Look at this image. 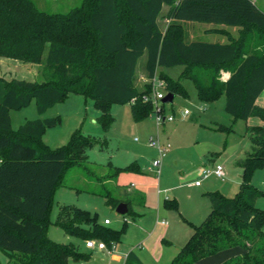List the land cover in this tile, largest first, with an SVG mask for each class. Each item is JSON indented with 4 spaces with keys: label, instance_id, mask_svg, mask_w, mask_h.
<instances>
[{
    "label": "trees",
    "instance_id": "obj_1",
    "mask_svg": "<svg viewBox=\"0 0 264 264\" xmlns=\"http://www.w3.org/2000/svg\"><path fill=\"white\" fill-rule=\"evenodd\" d=\"M165 5L169 24L163 31L158 18ZM172 19L233 25L240 32L264 30V10L252 0H81L69 13L39 9L32 0H0V56L43 63L51 76L41 82L0 77V249L10 264H69L70 259L87 257L73 242H57L46 234L48 211L54 190L64 185L66 169L85 160L93 145L101 148L107 141L77 128L66 143L51 148L41 137L58 124L57 116L28 119L12 130L9 111L35 98L40 114L77 93L91 98L104 131L114 121L112 104L129 102L138 121L153 110L152 101L141 98L151 84L148 90L135 84L137 61L144 54L148 80L159 72L173 96H187L181 80L188 78L200 101L224 95V109L234 119L253 115L261 120L247 127L251 146L236 159L241 181L235 195L205 192L210 210L198 224L188 222L193 230L169 264H193L237 246L241 251L221 264H264V208L254 203L264 192L251 181L253 170L264 168V105L256 103L264 89V53L244 50L243 37L186 42L181 25ZM171 65L183 67L176 80L159 70ZM223 71L228 76L222 80ZM166 104L162 102L163 109ZM218 128L233 130L221 124ZM111 168L105 180L124 170H139L134 161ZM93 192L104 196L109 206L119 203L108 191ZM163 204L176 209L177 200L166 198ZM55 223L70 236L100 239L110 247L121 235V230L98 222L97 212L67 203L58 206ZM123 264L144 263L129 250Z\"/></svg>",
    "mask_w": 264,
    "mask_h": 264
},
{
    "label": "rangeland",
    "instance_id": "obj_2",
    "mask_svg": "<svg viewBox=\"0 0 264 264\" xmlns=\"http://www.w3.org/2000/svg\"><path fill=\"white\" fill-rule=\"evenodd\" d=\"M37 8L48 12L69 13L77 8L81 0H32ZM264 10V0H252ZM168 6H164L161 16L158 18L159 27L167 30L169 20L165 18ZM173 23L182 27V36L186 42L204 40L208 42H228L244 39V50L254 51L260 55L264 53V30L259 28H246L239 31L236 26L195 20L172 19ZM101 54L95 52V55ZM145 54L141 56L136 65L135 84L148 90V78L144 68ZM181 65L161 66L159 70L168 77L176 80L182 71ZM220 73L223 80L224 73ZM159 73V72H157ZM0 77L43 81L51 78L50 73L43 68V63L23 61L13 57L0 56ZM164 82L165 79L161 77ZM187 96L175 93L172 102L165 105L163 114L175 116L174 120L158 124L154 115L136 121L130 112V103L112 104L110 111L114 117L107 131L101 128L96 121L97 109L91 98H84L80 94H67L62 100L48 107L43 113H38L35 98H32L27 106L9 111L12 130H16L28 119L57 116L59 122L53 127L45 129L41 137L49 147L55 148L68 141L71 133L77 128L87 136L97 139H106L104 147L93 145L87 151L85 160L69 166L63 173L64 185L57 187L53 192V201L49 208V222L46 234L57 242L71 241L79 245L80 237L70 236L55 223L58 206L67 203L97 212L98 220L104 218L110 221L107 227L121 230L120 240L117 242V251L132 248L141 253L158 255V253L174 252L177 246L185 243L186 234L191 230L189 221L198 224L207 214L208 205L205 191H217L226 197H233L241 181V168L237 164L250 150L251 144L247 138L246 125L260 124L257 116H249L247 121L234 119L224 109L225 98L219 96L215 101H200L196 96L194 83L188 78L181 80ZM167 93L166 88L161 89ZM258 104H264V89L259 95ZM188 110L182 117L180 113ZM230 126L232 131L219 129L218 125ZM150 137L159 138L161 144H169L167 156L160 162L158 173V185H154L152 175L140 174L132 176L127 170L117 175V180L122 188L130 187L132 192L144 195V202L137 203L129 197L130 209L125 216L115 211V207L109 206L105 197L96 192H106L115 198H124L118 192L113 183L107 178L112 170L107 165L109 160L113 165L124 166L133 159L146 164L157 157L156 147L148 144ZM167 152V151H166ZM220 162L223 165L224 175L219 178L213 175L202 180V185L196 188L188 183L194 179L200 169L210 166L211 163ZM151 163V162H150ZM100 177V178H99ZM105 178V179H104ZM107 181V182H106ZM109 181V183H108ZM252 183L264 192V168L256 167L252 173ZM183 182V184H181ZM157 188L160 190L156 192ZM91 191L93 193H91ZM174 196L177 207L165 208L162 204L165 197ZM255 206L264 208V194L255 201ZM134 212L140 214L134 218ZM204 214V215H201ZM160 220L167 222L159 224ZM264 230V227H263ZM182 243V244H180ZM88 255L80 260H71L69 264H114L108 259L105 251L85 250ZM0 264H10L8 257L0 249Z\"/></svg>",
    "mask_w": 264,
    "mask_h": 264
},
{
    "label": "crops",
    "instance_id": "obj_3",
    "mask_svg": "<svg viewBox=\"0 0 264 264\" xmlns=\"http://www.w3.org/2000/svg\"><path fill=\"white\" fill-rule=\"evenodd\" d=\"M164 8V7H163ZM228 76V72L227 73H224V75H223V79H225L226 77ZM261 94V93H260ZM220 96H222V95H220ZM224 96V95H223ZM225 98V97H224ZM259 99H261L259 96H258V98H257V100H256V103L258 102V100ZM263 99V101H264V98H262ZM225 100H226V98H225ZM258 104V103H257ZM259 105V104H258ZM264 104H262V105H259V106H263ZM249 118H247V119H245V121H247ZM249 125H258V124H249ZM249 125H246V132H247V127L249 126ZM158 138V137H157ZM159 139V138H158ZM160 141V140H159ZM153 147V146H152ZM156 150H157V155H158V149H157V147H156ZM168 151H169V149L167 150V152L165 153V155L163 156V157H165V156H167V153H168ZM163 157L161 158V161H162V159H163ZM153 159H155V158H153ZM152 159V160H153ZM151 160V161H152ZM132 161H134L135 163H137L138 164V169L139 170H127V172H129V173H131L132 174V176H140V174H149V175H152V178H150V179H152V181L154 182V185H158V181H159V178H158V173H155V171H154V169L153 168H151V164L152 163H150L151 161H149V162H147L146 164H141V163H139L138 161L139 160H137L136 158L135 159H133ZM160 161V162H161ZM129 162H131V161H129ZM129 162H127L126 164H128ZM220 162H212L211 163V165H214V164H219ZM107 165H111V166H120V165H113V164H111L110 163V161L108 160L107 161V163H106ZM126 164H124V165H126ZM210 165V166H211ZM120 167H124L123 165L122 166H120ZM159 169H160V167H159ZM121 173H123V172H119L118 174H116L113 178H109L108 180L110 181V182H112L113 183V186H114V188L118 191V192H122L121 194H123L124 195V198H118V200H119V202H126L127 203V212L129 213L130 211H129V209H130V202H131V200H130V196L132 197L131 199L133 200H135L137 203H139V204H141V202H144V195H142V194H139V192H132V190H131V188L130 187H133V184L131 183L130 184V187H125V188H122L120 185H119V183H118V180H117V175H120ZM209 176H211V175H209ZM209 176H206V177H204V178H208ZM214 176V175H213ZM214 177H216V176H214ZM203 178V179H204ZM217 178H219V177H217ZM196 179V177L194 178V179H190L189 181H188V183H190V184H193L196 188H199V187H201V185H202V180L203 179H201V182H200V184L199 185H195L194 184V180ZM109 181H108V183H109ZM107 182V181H106ZM181 184H183V182H181ZM156 192L157 193H159L160 192V190L157 188V190H156ZM206 192V191H205ZM205 195H206V198H207V205H208V211L210 210V208H209V201H208V197H207V194L205 193ZM172 197H174V196H172ZM172 197H165L164 199H172ZM175 198V197H174ZM164 199H163V202H164ZM176 199V198H175ZM256 201V200H255ZM163 202H162V204H163ZM255 203V202H254ZM163 206H164V204H163ZM165 207V206H164ZM166 208V207H165ZM168 209V208H167ZM126 212V213H127ZM208 213V212H207ZM134 218H136V217H139L140 216V214L138 213V212H134ZM201 215H204V214H202L201 213ZM104 219H106V218H104ZM104 219L101 221V220H98V222H100L101 224H103L104 226H106V225H109L110 224V221L108 222V223H104ZM159 224H161V225H166L167 224V222L166 221H164V220H160L159 221ZM107 227V226H106ZM192 226H191V230H190V232L188 233V234H186L185 235V237L182 239V241L181 242H183V240L187 237H189V235H190V233L192 232ZM186 238V239H187ZM96 239V238H95ZM94 239V240H95ZM186 239H185V242H186ZM119 240H120V238H119ZM117 242L118 241H115V244H113V245H111V247L108 245V247H110V251L107 253V256H108V259H110V261H113L114 262V264H123V262H124V260H125V256H126V254H127V252L129 251V250H133L132 248H130V249H123V251H117V250H115L116 249V246H117ZM80 244L78 245V246H80V249L81 250H83V248H85V250H99V251H105L106 249H100V248H97V247H95V248H90V247H87L85 244H84V240H81L80 242H79ZM180 244H182V243H180ZM182 246V245H181ZM180 246V247H181ZM113 248H115V249H113ZM179 248V246H177V248L175 249V251L172 253V252H170V253H167V252H164V253H158V255H155V254H149V253H141V252H139V251H135V250H133L135 253H136V255L138 256V258H140L141 259V261L144 263V264H169V262H170V260L173 258L172 256L174 255V253L177 251V249ZM241 251V248H240V246H237V247H230V248H226V249H221V251H218V252H216V253H214V254H210V255H206V257H203V258H201V259H199V260H197V261H195L193 264H221L222 263V261L223 260H225V259H227V258H229V257H231V256H235V255H237V253H239ZM70 262V261H69Z\"/></svg>",
    "mask_w": 264,
    "mask_h": 264
},
{
    "label": "built area",
    "instance_id": "obj_4",
    "mask_svg": "<svg viewBox=\"0 0 264 264\" xmlns=\"http://www.w3.org/2000/svg\"><path fill=\"white\" fill-rule=\"evenodd\" d=\"M149 84H151V88H150V92L149 93H144L142 94L141 98L143 100H151L152 104H153V110L150 114L154 115L155 120L158 124L163 123L165 121H170V120H174L175 116L170 114L168 116L163 114V108H162V98L164 97V95L166 93H164L161 89L165 88L166 83L164 82V80L158 76L157 73H155L153 75L152 78H150L149 80ZM131 102L135 101V97H132ZM188 110L185 108V110H183L180 115L182 117H185L187 115ZM148 144L150 146L153 147H157L158 149V156L155 157V159H153L151 161V168L154 169L155 173L159 172V167H160V161L161 158L165 155L166 151L168 150V148L170 147L169 144H161L159 139L156 137L155 139L153 137H150L148 140ZM209 175H214L216 177H221L224 175V171H223V165L221 163L219 164H214L211 166H205L202 169H200V171L198 172V174L195 176L196 179L194 180V184L195 185H199L201 182V179H203L206 176ZM108 219H104V223H108ZM84 244L87 247L90 248H100V249H107L110 248L108 247V245L106 243H104L102 240L100 239H86L84 240Z\"/></svg>",
    "mask_w": 264,
    "mask_h": 264
},
{
    "label": "water",
    "instance_id": "obj_5",
    "mask_svg": "<svg viewBox=\"0 0 264 264\" xmlns=\"http://www.w3.org/2000/svg\"><path fill=\"white\" fill-rule=\"evenodd\" d=\"M172 97L173 94L171 92H167L164 97L162 98V101L164 103H169L172 102ZM115 211H117L118 213L124 215L127 212V203L126 202H119L116 207H115Z\"/></svg>",
    "mask_w": 264,
    "mask_h": 264
}]
</instances>
